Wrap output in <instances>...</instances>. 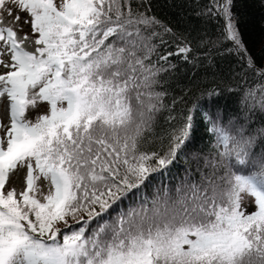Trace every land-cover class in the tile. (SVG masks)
Returning <instances> with one entry per match:
<instances>
[{"label":"snow or ice","instance_id":"6c2138e0","mask_svg":"<svg viewBox=\"0 0 264 264\" xmlns=\"http://www.w3.org/2000/svg\"><path fill=\"white\" fill-rule=\"evenodd\" d=\"M187 8L0 0V264H264V46Z\"/></svg>","mask_w":264,"mask_h":264},{"label":"trees","instance_id":"16d2710c","mask_svg":"<svg viewBox=\"0 0 264 264\" xmlns=\"http://www.w3.org/2000/svg\"><path fill=\"white\" fill-rule=\"evenodd\" d=\"M242 5L243 23L242 31L245 41L248 43L250 49L253 52H258L259 49L264 46V9L261 8L260 0H240ZM189 0H154V11L162 19L170 22L173 26H177L176 21L181 23L179 27H187V22H196L194 17L187 16L189 9L187 4ZM217 67L219 69H225L227 62L222 60L220 57H216ZM209 77V83L205 86H210V77L212 75L211 71L206 73L204 68L192 69L191 66H181L178 69L177 74L174 76L171 89L174 95H181L182 90L194 83H199L201 78L205 76ZM227 79V77H225ZM219 83V81H217ZM220 87H224L220 84ZM195 91V89H194ZM228 103L235 109L236 107V97L231 96ZM179 107V105H178ZM178 171H182L181 168ZM159 181H154L158 183ZM165 182H169L168 178H165ZM176 181L172 180L171 183ZM154 189H148L149 194H151Z\"/></svg>","mask_w":264,"mask_h":264},{"label":"rangeland","instance_id":"374dc122","mask_svg":"<svg viewBox=\"0 0 264 264\" xmlns=\"http://www.w3.org/2000/svg\"><path fill=\"white\" fill-rule=\"evenodd\" d=\"M28 30V26H26V31ZM46 108H47V105H46V102H42V106H41V108L39 109V111L41 112V113H43L45 110H46Z\"/></svg>","mask_w":264,"mask_h":264}]
</instances>
